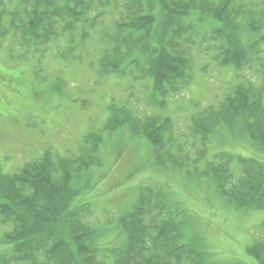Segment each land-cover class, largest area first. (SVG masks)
I'll use <instances>...</instances> for the list:
<instances>
[{
    "label": "trees",
    "instance_id": "trees-1",
    "mask_svg": "<svg viewBox=\"0 0 264 264\" xmlns=\"http://www.w3.org/2000/svg\"><path fill=\"white\" fill-rule=\"evenodd\" d=\"M255 5L245 9L235 0H0V44L19 46L25 56V48L44 51L43 45L60 32L78 31L85 41L101 24L107 28V38L97 55L100 72L124 73L133 68L140 78L151 77L153 94L167 95L184 88L191 75L194 56L180 42H192L195 23L187 17L193 10L199 8L201 18L237 30L226 46H219V53L222 64L232 63L238 69L251 60L250 46L239 37L240 25L257 31L264 23L259 18L257 26L248 19L238 20L248 13L264 18V0ZM259 64V84L239 81L218 106L209 105L192 118L191 126L202 143L212 131L224 128L233 134L245 131L264 149V61ZM121 125L149 139L156 156L183 165L180 155L170 152L169 117L151 112L135 116L123 109L106 127L113 130ZM89 138L91 146L76 158L53 159L46 150L17 172H0V264H224L211 259L203 244L188 238L191 215L169 200L167 190L151 184L140 185L135 200L117 218L120 237L98 244L105 228L88 219L90 204L72 203L78 193L74 180L98 163L102 136L89 133L85 141ZM205 151L201 148L200 156ZM214 156L217 160L207 163L201 175L216 193L234 207L264 209V163L244 159L237 178L228 153ZM248 252L255 264H264V233Z\"/></svg>",
    "mask_w": 264,
    "mask_h": 264
},
{
    "label": "rangeland",
    "instance_id": "rangeland-1",
    "mask_svg": "<svg viewBox=\"0 0 264 264\" xmlns=\"http://www.w3.org/2000/svg\"><path fill=\"white\" fill-rule=\"evenodd\" d=\"M235 1L245 9L258 7V0ZM257 18L264 19L248 13L238 20L248 19L257 26ZM190 19L196 24L192 42L180 43L194 56L191 75L184 88L167 95L153 94L151 77L140 78L133 68L124 73L100 72L97 55L107 38V28L101 24L85 41L78 31L60 32L43 45L44 51L25 48V57L19 56L24 52L19 46L12 50L0 46V172H17L46 150L53 159L76 158L92 144V138L85 141L86 135L99 134L103 142L96 151L98 163L74 180L78 193L72 201L90 204L88 219L105 228L98 244L120 237L117 218L137 197V187L151 184L167 190L169 200L191 215L188 238L203 244L211 259L255 264L247 248L263 231L264 209L244 210L228 204L201 172L217 160L215 153L224 152L233 155L229 166L239 177L243 159L264 163V149L245 131L233 134L224 128L212 131L202 143L191 124L201 109L221 98L239 79L257 80L256 67L264 61V23L260 31L240 25L239 37L250 46L251 62L236 70L233 64L219 62V46H226L237 30L195 14ZM146 108L151 114L170 117L174 127L170 152L180 155L183 165H173L162 154L156 156L149 139L133 135L125 125L106 127L123 109L143 116ZM201 148H206L203 156Z\"/></svg>",
    "mask_w": 264,
    "mask_h": 264
},
{
    "label": "bare ground",
    "instance_id": "bare-ground-1",
    "mask_svg": "<svg viewBox=\"0 0 264 264\" xmlns=\"http://www.w3.org/2000/svg\"><path fill=\"white\" fill-rule=\"evenodd\" d=\"M245 81V80H244Z\"/></svg>",
    "mask_w": 264,
    "mask_h": 264
}]
</instances>
